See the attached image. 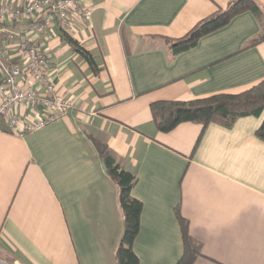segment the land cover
Instances as JSON below:
<instances>
[{"label":"crops","instance_id":"1","mask_svg":"<svg viewBox=\"0 0 264 264\" xmlns=\"http://www.w3.org/2000/svg\"><path fill=\"white\" fill-rule=\"evenodd\" d=\"M32 0H0L27 5ZM234 0H79L91 9L60 27L55 17L0 22V55L20 62L13 34L50 57L55 94L68 113L35 131L0 126V258L19 264H118L123 233L118 187L91 137L134 174L141 202L133 251L139 264H175L183 246L175 208L201 246L192 264H264V141L260 115L230 127L181 122L155 126L150 105L238 93L264 83V40L250 11L234 15L196 44L173 53L177 39ZM264 8V0H254ZM91 54L95 73L68 43ZM42 92V90L40 89Z\"/></svg>","mask_w":264,"mask_h":264},{"label":"trees","instance_id":"2","mask_svg":"<svg viewBox=\"0 0 264 264\" xmlns=\"http://www.w3.org/2000/svg\"><path fill=\"white\" fill-rule=\"evenodd\" d=\"M250 11L260 25L259 34L249 45L264 40V8L254 0H234L224 10H217L199 21L190 31L177 39H168L173 53L193 47L202 36L224 26L236 14ZM64 37L87 61L93 72H97L96 62L89 52L79 46L69 34ZM264 110V83H257L238 93H216L189 101H157L150 105L153 122L162 132L172 130L181 122H196L204 128L210 122H218L226 127L232 126L236 119L249 115H260ZM256 136L264 141V119L256 131ZM103 160L106 172L118 187V201L123 214V233L120 238L116 258L118 264H139L133 251V242L139 231L141 202L131 195L136 181L134 174L121 167L111 154L107 145L91 137ZM180 229L183 251L175 264H192L201 255L200 244L191 237L188 221L175 208Z\"/></svg>","mask_w":264,"mask_h":264},{"label":"built area","instance_id":"3","mask_svg":"<svg viewBox=\"0 0 264 264\" xmlns=\"http://www.w3.org/2000/svg\"><path fill=\"white\" fill-rule=\"evenodd\" d=\"M91 9L81 6L79 0H32L27 5L0 4V22L30 21L41 30L38 20L55 17L60 27L70 26L74 17L88 18ZM31 29L13 34L17 37V52L20 62L7 64L0 55V126L17 128L24 113L30 109L41 112L38 118L24 122L18 135L35 131L46 124L65 116L71 109V101L55 94L47 74L50 57L31 41ZM42 90V92L40 91ZM0 264H19L0 258Z\"/></svg>","mask_w":264,"mask_h":264}]
</instances>
